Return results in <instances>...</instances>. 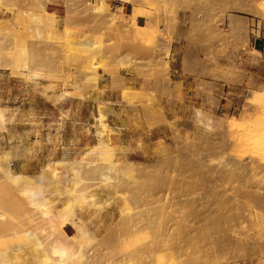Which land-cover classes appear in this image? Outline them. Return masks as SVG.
Masks as SVG:
<instances>
[{"label":"rangeland","instance_id":"1","mask_svg":"<svg viewBox=\"0 0 264 264\" xmlns=\"http://www.w3.org/2000/svg\"><path fill=\"white\" fill-rule=\"evenodd\" d=\"M31 1L30 10L17 12L0 3V13L4 7L11 16L0 18V75L23 85L25 95L0 107H58L63 92L79 99L102 93L103 78L112 99L96 100L110 112L102 146L94 147L93 129L91 145H69L78 162L75 202L73 186L58 181L50 162L67 146L56 137L61 120L43 125L33 112L4 109L0 153L20 156L19 122L35 138L21 154L30 173L14 165L18 176L0 181L7 264H48L43 258L56 238L74 251V264H264V82L255 81L256 50L249 49L264 0H66L63 22L33 12ZM116 1L126 11L114 9ZM36 26L39 39L31 33ZM106 169L105 187L92 181ZM58 193L65 194L60 207ZM72 212L90 230L84 239L68 225Z\"/></svg>","mask_w":264,"mask_h":264},{"label":"crops","instance_id":"2","mask_svg":"<svg viewBox=\"0 0 264 264\" xmlns=\"http://www.w3.org/2000/svg\"><path fill=\"white\" fill-rule=\"evenodd\" d=\"M0 3L5 5H12L14 7V12L20 10L21 7L27 6L30 10V0H0ZM66 0H33L31 1V9L35 13H51L56 16V19L63 22L66 13ZM114 9L123 8L126 11L127 6L120 5L119 2H115L113 5ZM10 14L4 11V7L1 8L0 18L6 19L10 18ZM142 17L138 16L135 18V23L139 26V21ZM60 32H62V23L59 27ZM254 36L249 39V49L258 51L252 54V56L257 57V63L254 66L253 73L255 74V81L258 84L264 82V21L259 24L255 23L253 26ZM102 75V74H100ZM39 84H45L44 81H37ZM183 84H186L183 81ZM100 85L105 86L102 93L89 92L84 94V99H79L77 97H66L62 102L59 103L58 107H10L4 108L9 110V114H16L18 116H29L30 112H33L36 116H42L43 125H46L51 117L53 120H61V137L65 145H71L74 147H83L91 145L93 139L95 138L92 134V127L89 133V126H92V121L94 124L96 122V115L102 113L105 116H109L110 112L108 107L99 105L97 99H112V94L109 91V85L105 78L100 80ZM71 92V90H70ZM89 95V97L87 96ZM24 95L23 85H19L15 81H11L8 77L0 75V101L9 102V100H21ZM38 97V96H37ZM62 116L60 118L59 116ZM47 117V118H45ZM109 128L115 132L120 133V137H124L123 133L118 130L112 120L108 122ZM16 130L14 136L19 139L17 143L18 154L20 156L14 158L13 166L15 165L19 171L30 173V160L24 159L21 154L24 153L26 146L30 145V141H34V137L30 135V125H23L21 122L16 125ZM46 134V133H44ZM129 137H132L130 133ZM117 136H114L116 138ZM125 142L128 140L127 135H125ZM45 137H43V140ZM70 142V143H69ZM68 143V144H67ZM32 169L37 170L39 167V162H32ZM63 231V226H61Z\"/></svg>","mask_w":264,"mask_h":264},{"label":"bare ground","instance_id":"3","mask_svg":"<svg viewBox=\"0 0 264 264\" xmlns=\"http://www.w3.org/2000/svg\"><path fill=\"white\" fill-rule=\"evenodd\" d=\"M103 3H104V1H103ZM102 3V4H103ZM104 5V4H103ZM101 7H103V6H101ZM34 20L37 22V23H40V18L39 17H35L34 18ZM32 34H33V36L32 37H34V39H36V38H41L42 37V34H41V32H40V29L38 28V26H36V28H34L33 30H32V32H31ZM36 41V40H35ZM32 46V45H31ZM254 52H255V50H253ZM258 51H256L255 53H257ZM170 55V52L169 51H167V53H166V56L168 57ZM33 75V74H32ZM40 76V75H39ZM79 87H77V89H78ZM70 94V93H69ZM264 94V93H263ZM62 95L64 96V97H68V95L65 93V92H63L62 93ZM262 99H264V95H263V98ZM0 116H1V121L3 122V124H6V119H5V117H4V109L2 108V107H0ZM103 118H104V115H101V113H99L98 115H96V120H97V123H95V124H92V129H93V133H94V135L98 138V141H97V144H95L94 145V147H97V148H100L101 146H102V138H101V136L103 135V133L105 132V129H106V124L104 123V121H103ZM10 122V121H9ZM61 125V124H60ZM61 127H62V125L60 126V129H61ZM4 128V127H3ZM62 131V130H61ZM60 133L61 132H59L58 131V135L56 136V137H58V136H60ZM51 137V136H50ZM47 141H49L48 139H47ZM52 143V142H51ZM70 143V142H69ZM68 144V143H67ZM11 147V146H10ZM103 150V149H102ZM4 152V153H3ZM3 153V155H1ZM104 153V152H103ZM71 154H72V152H71V149H70V146L69 145H67V146H65V147H63V152H62V155H61V157L60 158H58V159H56V160H51L50 162H51V164H52V166H53V171H54V173H55V175H56V178L58 179V181L59 182H61L62 184H64L65 186H70L71 185V187L73 186V188H70L71 190H70V192L72 193V195H73V189L77 186V184H76V182H74V179H76L75 181H77L78 182V180H77V172H78V162H77V160L75 159H72L71 158ZM0 157H4L5 158V160H6V162L5 163H2V164H0V181H3L7 176H11V178H13V176H14V178L16 177V176H18V174H19V172H14L13 171V169H12V166H13V162H14V157H15V155H14V153H12V150L10 149V148H8V149H5L4 151H2L1 153H0ZM98 159H95V160H92V162L95 164V165H93V164H91V166L93 165V170H94V167L95 166H98L99 165V163H98ZM92 168H90V170L92 169ZM96 168V167H95ZM61 170V171H60ZM89 170V169H88ZM92 170V171H93ZM58 171H60V172H58ZM92 171H90V172H88V173H91ZM95 171V170H94ZM93 171V172H94ZM53 173V172H52ZM96 173V172H95ZM111 171H110V169H106L103 173H99V177L97 176V175H95V176H97V177H95V178H98V179H94V180H92V181H94V182H96V181H98L97 183H100V185H103L104 187H105V185L104 184H106L105 183V179H104V176L105 177H112L111 176ZM91 174H93V173H91ZM93 176V175H92ZM109 177V178H110ZM7 179V178H6ZM9 179V178H8ZM113 179V178H112ZM7 181V180H6ZM6 181H4V182H6ZM9 181V180H8ZM10 181H12L11 179H10ZM91 181V180H90ZM106 181H109V179L107 178V180ZM112 181V180H111ZM111 181H110V183H111ZM115 181V180H114ZM119 181V180H118ZM118 181L116 180V182L118 183ZM82 182V181H81ZM96 183V185L98 186V184ZM108 183V182H107ZM112 183H113V181H112ZM4 184V183H3ZM6 185V184H5ZM95 185V186H96ZM109 185H111V184H109ZM112 185H114V184H112ZM116 185V184H115ZM108 186V185H107ZM99 187V186H98ZM116 187V186H115ZM102 188V187H101ZM107 188V187H106ZM89 189V188H88ZM18 191V190H17ZM112 191V190H111ZM117 191V190H116ZM19 192V191H18ZM65 192V191H64ZM94 194V193H93ZM19 195V194H18ZM64 196H65V194H63V193H58L57 195H56V203H57V207H60V204H62V202H63V200H64ZM83 196H84V194H83ZM19 197H20V195H19ZM23 197H25V196H23ZM22 197V198H23ZM73 197H74V202H75V196L73 195ZM82 197V196H81ZM17 198V197H16ZM84 198V197H83ZM21 199V198H20ZM24 199H26V197L24 198ZM66 199H67V197H66ZM90 199H92V198H90ZM2 200V199H1ZM18 200V199H17ZM17 200H16V202H17ZM27 201H29L28 199H26ZM85 200V199H84ZM20 201V200H19ZM22 201H23V199H22ZM9 202V201H8ZM11 202H12V200H11ZM24 205L26 204V207L28 208V209H30V206H29V204H30V202L27 204V202L24 200ZM6 203H7V200H6ZM21 203V202H20ZM9 203H7V205H8ZM12 204V203H11ZM10 204V205H11ZM6 205V206H7ZM16 205H18V204H16ZM18 206H20V205H18ZM17 206V208H19V210H20V207H18ZM21 206H23V205H21ZM65 206V205H64ZM68 206V205H67ZM71 206V205H70ZM66 207V206H65ZM4 208V207H3ZM9 208V207H8ZM71 208V207H70ZM69 208V206H68V210L70 209ZM27 209V212L28 213H30V210H28ZM59 209V208H58ZM60 209H62V208H60ZM72 209V208H71ZM24 211H25V209H24ZM62 211V210H61ZM19 212V211H18ZM23 212V211H22ZM22 212H20L21 214H22ZM26 212V213H27ZM63 212V211H62ZM69 212H70V210H69ZM14 213V212H13ZM25 213V212H24ZM61 212L59 211V214L57 213V217H58V219H59V221H63V220H65V218H64V215H61V214H63V213H61ZM64 213H66L67 214V212H64ZM9 214V213H8ZM15 214V213H14ZM17 214V213H16ZM0 215H2V213L0 214ZM11 215H12V213H11ZM23 215V214H22ZM25 215H27V214H25ZM29 215V214H28ZM27 215V217L26 216H24V217H26V219L25 220H28L30 217V215L28 216ZM4 217V216H3ZM3 217H1V218H3ZM18 217H19V215H18ZM29 217V218H28ZM67 217H69V216H67ZM71 217V219H68V221H69V226L72 228V229H76L78 232H79V237H81V238H86V236H87V233L90 231H86L85 229L86 228H84V226H79L77 223H76V214L74 213V212H72V216H70ZM0 218V228H2V224H4V223H6V222H3L4 220H2ZM21 218V217H20ZM28 218V219H27ZM78 219V218H77ZM14 220V219H13ZM30 220V219H29ZM2 221V222H1ZM6 221V220H5ZM23 221V220H22ZM58 221V220H57ZM59 221H58V223L57 224H59L57 227H58V230L56 229V231L58 232H60L61 234H62V236H64L65 235V232L63 231V229H62V227H61V225H60V223H59ZM61 221V222H62ZM15 222V221H14ZM30 222V221H29ZM9 223V222H8ZM5 225H7V224H4V226L3 227H5ZM12 226V224L10 223L9 224V226ZM7 227H8V225H7ZM14 227V226H13ZM23 229V228H22ZM10 230V229H9ZM26 231H27V229H26ZM53 231H54V233H55V235L57 234L56 233V231L53 229ZM11 233V232H10ZM9 232H8V234H10ZM12 233H14V232H12ZM11 233V234H12ZM28 233V232H27ZM51 233H53V232H51ZM50 233V234H51ZM59 233V234H60ZM15 234L16 235H18L17 234V232H15ZM19 234H22L23 235V233H19ZM48 235V236H51V235ZM28 235V234H27ZM58 235V234H57ZM4 236V235H3ZM13 236H14V234H13ZM25 236H26V234H25ZM59 236V235H58ZM27 237V236H26ZM57 237V236H56ZM60 237V236H59ZM64 237H66V236H64ZM38 238V237H37ZM55 238V237H54ZM5 239H7V238H5ZM8 239H9V237H8ZM29 239H30V237H29ZM28 239V240H29ZM34 239V238H33ZM66 239H67V237H66ZM68 239H70L69 237H68ZM72 239V238H71ZM82 239V240H83ZM37 240V239H36ZM35 240V244L37 243V247H39L40 249V251L43 249V254L42 255H44V253H45V249H47V248H43L42 246H41V243L37 240L36 241ZM55 240V239H54ZM65 240V239H64ZM73 240V239H72ZM72 240H68V241H72ZM79 240V239H78ZM81 240V239H80ZM33 241V240H32ZM53 241V240H52ZM61 241H63V240H61ZM74 241V240H73ZM77 241V240H76ZM75 241V242H76ZM75 242H72V243H75ZM78 242V241H77ZM9 244V243H8ZM19 245V244H18ZM18 245H17V247H18ZM52 246H50L51 247V251H49L50 252V254H45L44 255V258H43V262H46V263H50V264H65V262H64V260L65 259H63V255L64 254H66V253H68V254H70L69 256H68V259H67V261H69V263L71 264V263H75V261H78V257H76V254L74 253V251L73 250H71V248L70 249H67L66 248V246H65V244H63L62 242H60V241H58L57 240V238H56V240L51 244ZM67 245V244H66ZM9 246V245H8ZM73 246V245H72ZM15 247V246H14ZM5 248V247H4ZM11 249H13V248H11ZM15 249H17V248H15ZM15 249H13V250H15ZM73 249V248H72ZM71 250V251H70ZM6 251V249L5 250H2L1 248H0V262H1V264H7V262H6V260H7V258H8V254L9 253H4ZM12 251V250H11ZM6 252H8V251H6ZM70 252V253H69ZM13 253H14V251H13ZM41 253V252H40ZM5 254H7L6 256H5ZM41 255V256H42ZM67 255V254H66ZM6 258H5V257ZM92 256V255H91ZM90 256V257H91ZM65 257V256H64ZM87 257H89V256H87ZM86 258V257H85ZM9 260V259H8ZM40 260V259H39ZM87 260V259H86ZM86 260H84V261H79L78 263H81V264H85V263H87V261ZM94 260V259H93ZM85 262V263H84ZM89 262V261H88ZM93 262V261H92ZM73 263V264H74ZM8 264H9V262H8ZM41 264V263H40ZM66 264H68V263H66ZM89 264V263H88ZM94 264V263H93Z\"/></svg>","mask_w":264,"mask_h":264}]
</instances>
